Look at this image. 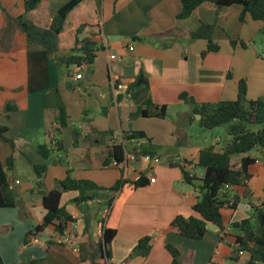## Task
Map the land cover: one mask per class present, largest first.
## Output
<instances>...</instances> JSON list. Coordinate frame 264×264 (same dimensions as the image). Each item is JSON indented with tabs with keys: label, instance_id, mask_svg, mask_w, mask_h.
Returning a JSON list of instances; mask_svg holds the SVG:
<instances>
[{
	"label": "crops",
	"instance_id": "crops-1",
	"mask_svg": "<svg viewBox=\"0 0 264 264\" xmlns=\"http://www.w3.org/2000/svg\"><path fill=\"white\" fill-rule=\"evenodd\" d=\"M45 1L59 5L65 0ZM90 1L101 25V48L86 66L83 78L72 80L68 68L57 64L45 51L19 46L24 54V88L17 92L13 85H8V98L0 97V125L7 128L3 136L13 142L11 145L0 138V161L5 163L13 156V167H29L33 174L22 184L13 174L14 169L7 172L17 206L0 209V237L12 233L10 223L16 215L13 209L20 206L23 221L19 228L24 237L22 245L20 239L17 241V248H21L20 258L25 255L20 263L7 264H90L89 256L97 248V230L108 200L110 212L104 227L116 230L110 245V264H170L171 257L164 250L166 244L179 251L181 264H246L248 254L238 255L236 234L229 225L249 218L254 207H261L264 212V165L257 150L251 152L257 162L248 168V181L227 188L230 202L236 196L237 204L234 210L224 211L222 232L208 225L205 236L193 241L177 235L170 223L176 216L194 215L196 187L204 175V169L196 166L198 153L219 140H198L199 125L189 121L193 107L179 96L187 94L198 104L235 101L238 82L244 80L248 100L264 99V59L258 56L264 52L263 24L247 14L241 22L240 6L227 8L204 3L188 18L177 19L181 10L179 0ZM22 13L23 0H0V18L12 22ZM201 25L213 26L212 40L218 46L217 52L203 57L207 42L190 37ZM16 35L22 37L21 33ZM129 47L133 50L129 51ZM112 55L116 59L110 60ZM109 75L128 82V89L135 85L134 91L144 90L142 97L149 98L154 105L165 106V118H130L141 108L142 101H133L127 91L115 95ZM58 97L68 116V127L61 131H57L55 122ZM4 102L16 109L5 114ZM172 106L186 108L169 115ZM131 132L144 134L146 139L141 140L140 149L150 151L158 161L146 162L138 156L129 160L123 179L118 165L105 167L103 162L111 144L124 140ZM53 137L62 143L63 150L53 152L43 174V192L54 189L69 171L75 180L90 181L104 189L119 185L118 190L99 191L78 206L73 203L76 192L62 195L60 205L75 219L70 236L72 246L55 244L52 239L57 235L51 230L49 235L36 236L44 242H33L34 237L24 244L26 233L40 224L45 214L32 169L44 161L35 147L49 144ZM134 147L127 142L125 150L134 153ZM145 170L152 172L155 183L149 184L143 178V184L135 187L134 173ZM184 172L193 178L191 182L185 180ZM8 216L10 219H6ZM85 216L90 218L87 235L83 234ZM145 236L152 237V246L148 257L140 261L133 248ZM0 259L6 264L1 251Z\"/></svg>",
	"mask_w": 264,
	"mask_h": 264
},
{
	"label": "trees",
	"instance_id": "trees-1",
	"mask_svg": "<svg viewBox=\"0 0 264 264\" xmlns=\"http://www.w3.org/2000/svg\"><path fill=\"white\" fill-rule=\"evenodd\" d=\"M181 10L177 19L188 18L199 6L204 3L213 4L217 7L240 6L242 8L239 19L244 20L245 14L253 21L263 24L262 35L264 38V0H179ZM14 23L20 30L29 49H40L47 53L57 64L64 65L68 70L74 63L89 65L92 63L95 53L101 48V25L99 17L90 0H65L55 5L45 0H23V13L14 18ZM212 25H201L197 30L190 33L193 39H202L207 42L206 51L217 52L218 46L212 40ZM133 85L127 89L130 98L139 102L141 108L130 115V118H165L166 107L157 106L149 98H143L144 90L134 91ZM247 87L244 80H240L237 86V98L235 101H224L218 103H196L187 94H181L179 99L193 107L190 122H195V116L200 119L196 121L204 130H212L225 127L228 140L216 149L214 145H208L198 153L196 166L204 169V175L199 179L200 184L196 187L197 198L192 207L193 216H176L170 223L173 231L186 239L199 241L206 232L208 225L216 226L219 231L225 228L224 211L234 210L237 197H232L230 202L226 193L227 188L238 187L249 179L248 168L255 163L251 152L256 151L264 165V99L260 98L250 101L246 97ZM16 107L13 104H5L4 113L7 114ZM67 113L63 102L58 97L55 122L57 131L66 129ZM7 132L5 126L0 125V138L13 145V142L4 138ZM131 139H146L141 132H131L124 136V141ZM36 152L44 163L33 165L32 169L36 177L35 190L41 194L40 204L45 210L42 222L27 232L24 244L30 243L32 238L39 235H49V230L55 234L63 235L69 223L75 219L60 205L64 193L76 192L77 196L73 203L77 206L86 203L97 195L99 191L116 192L118 186L104 189L86 180H75L70 171L67 177L58 181L56 187L49 192H43V174L51 162L53 152L62 151V143L51 138L50 143L38 145ZM148 150V149H147ZM140 155L153 154L150 151H137ZM134 151V152H135ZM238 158V159H236ZM124 159V145L120 142L111 144L109 153L103 162L107 167L120 164ZM14 157L10 156L5 163L0 161V209L14 208L17 206L14 193L9 189L7 172L12 171ZM184 178L187 182L193 180L186 172ZM144 180L134 183L141 186ZM110 200L106 205H110ZM83 234L87 235L90 227V218H83ZM230 229L236 234L237 252L248 254L246 264H264V212L261 207L252 208L249 218L240 222L231 223ZM116 236V230L104 227L101 237L96 244L97 248L89 256L90 264H110L111 242ZM152 246V237L140 238L133 253L141 258H147ZM81 246L79 247V251ZM165 250L171 257L170 264H181L179 251L171 244L165 245ZM81 262L84 258L81 254ZM0 264H2L0 259Z\"/></svg>",
	"mask_w": 264,
	"mask_h": 264
},
{
	"label": "rangeland",
	"instance_id": "rangeland-1",
	"mask_svg": "<svg viewBox=\"0 0 264 264\" xmlns=\"http://www.w3.org/2000/svg\"><path fill=\"white\" fill-rule=\"evenodd\" d=\"M16 32L20 33V30L17 27V25L14 23V19L12 22L11 21L9 22L7 18L6 19L0 18V97L1 98L3 97L8 98V95L5 94L8 91V89L6 88L8 85H13L14 89L17 92H21L25 84L24 54L23 52L19 51L18 48L19 46H27V43L24 40V37L23 36L20 37L19 36L20 34L16 35ZM263 42H264V38H263ZM258 56L259 58L264 59V52L263 51L260 52ZM185 108L186 107L183 106L182 108H179L177 106L169 107V115H174L175 113H178L181 110L183 111ZM188 109L189 107L185 111H187ZM195 119L196 122L200 118L195 116ZM197 131L198 133H196L197 134L196 137L198 138V140H201L202 139L201 137L207 138L208 140H210L212 137H219V140H217L214 144L215 147H218L217 148L218 150L219 147H221L228 140V135L226 133L225 127H218L212 130H204L201 127H197ZM13 169H14L13 174L21 181L22 184H25L29 179H32L33 177V174L31 173L30 171L31 169L29 167L18 168L14 166ZM66 200L67 197H64L63 201L65 202ZM13 210H15L16 215H14L10 225H12L14 229L8 237L6 238L0 237V251L3 255V261L6 264L13 263L16 261L20 263V261L25 258V255H23L20 258L19 254L21 248H17L20 245L17 244V241L20 239L21 240L20 243L22 245V239L24 237L23 236L24 232H21L19 228V226H21L22 224L20 222L23 221L19 216L21 207L19 206L18 209H13ZM6 219H10V217L8 216L6 217ZM52 241L54 242V239H52ZM164 250H165V246H164ZM129 260L132 261L131 258H129ZM139 260L141 261L143 259L140 257Z\"/></svg>",
	"mask_w": 264,
	"mask_h": 264
},
{
	"label": "built area",
	"instance_id": "built-area-1",
	"mask_svg": "<svg viewBox=\"0 0 264 264\" xmlns=\"http://www.w3.org/2000/svg\"><path fill=\"white\" fill-rule=\"evenodd\" d=\"M133 48L129 47V51H132ZM116 59L115 56H110V60H114ZM86 64H79V63H74L71 65L70 69H69V77L74 80V81H79L83 78V74L84 71L86 69ZM109 85L110 88L112 90V92L117 95L119 92H125L128 89V82L125 81H120L117 77H115L114 75H109ZM120 143H122L124 145V159L123 161L118 164L119 168L123 170V179H126V173L129 170V166H128V161H134L137 156L143 158L146 162H157V158H151L148 155H140L137 152L135 153H128L125 150L126 144L127 142L134 144V148L137 151H140L141 149V140L138 139H131L129 141H124L123 139H121L119 141ZM257 162V161H255ZM143 178H147L149 184H154L155 183V178L152 175V172L150 170H145L144 172H135L134 176H133V183L140 181ZM110 212V206H107V208L104 210L103 213V217H102V224L99 226L98 230H97V234L98 237L100 238L102 235V231L104 228V222L108 216ZM75 229V223L71 222L69 223V227L68 230L63 234V235H59V234H55L57 235L54 239V242L58 245H67V246H72L71 240H70V236H71V232H73ZM33 242H44L43 240L39 239L38 237L33 239ZM74 251H78V247H74L73 248ZM244 254V252L239 251L238 255L242 256Z\"/></svg>",
	"mask_w": 264,
	"mask_h": 264
},
{
	"label": "water",
	"instance_id": "water-1",
	"mask_svg": "<svg viewBox=\"0 0 264 264\" xmlns=\"http://www.w3.org/2000/svg\"><path fill=\"white\" fill-rule=\"evenodd\" d=\"M139 82L137 83V85H136V87L138 88L139 87ZM196 117H199L200 118V116L199 115H196Z\"/></svg>",
	"mask_w": 264,
	"mask_h": 264
}]
</instances>
